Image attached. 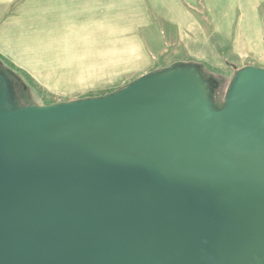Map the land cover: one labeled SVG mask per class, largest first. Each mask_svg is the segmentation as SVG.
<instances>
[{"label": "water", "instance_id": "1", "mask_svg": "<svg viewBox=\"0 0 264 264\" xmlns=\"http://www.w3.org/2000/svg\"><path fill=\"white\" fill-rule=\"evenodd\" d=\"M228 100L176 71L0 114V264H264V72Z\"/></svg>", "mask_w": 264, "mask_h": 264}, {"label": "rangeland", "instance_id": "2", "mask_svg": "<svg viewBox=\"0 0 264 264\" xmlns=\"http://www.w3.org/2000/svg\"><path fill=\"white\" fill-rule=\"evenodd\" d=\"M43 2L0 0V20L28 8L41 31L62 29L48 42L49 53L60 47L58 68L26 73L0 61V114L101 104L176 71L194 74L210 109L221 112L235 80L249 70L264 72V0H227L224 8L235 9L227 29L212 21L211 0H65L64 9ZM68 5L82 14L75 25L67 21ZM53 9L58 17H47Z\"/></svg>", "mask_w": 264, "mask_h": 264}, {"label": "crops", "instance_id": "3", "mask_svg": "<svg viewBox=\"0 0 264 264\" xmlns=\"http://www.w3.org/2000/svg\"><path fill=\"white\" fill-rule=\"evenodd\" d=\"M30 1H34V0H29L28 4H30ZM64 1L65 0H44L43 3H45L46 6L48 7L54 8L56 6L59 8L60 7L63 8V6L60 5L64 3ZM66 3H68V0H66ZM211 4L216 8V12L214 13V16H212V21L213 22L217 21L216 23L219 26H222L226 29L230 28V24L232 22L231 17L233 14H235V9L233 7L231 8L228 7V5L226 8H224V6L227 4V0H211ZM68 7L70 8V10L69 12H67L68 13L67 21L75 25L77 22V17H82V14L80 12L76 13V10L71 5H68ZM27 10L28 8H26L25 10H21L19 14L11 15V16L9 15L7 16L6 14L0 20V61L5 62L11 66H14L17 70L24 71L26 73H30L31 70L33 71L35 69L38 70L40 68L42 69V67H44L47 70V72L52 71L53 69L58 68V64H59L58 60H60V47H57L58 49L56 50V53L55 52L49 53L48 51L50 45L48 44V42L50 44L52 41L55 42L57 40L56 36L59 35L58 33H60L62 29L58 32L56 28L54 29L55 31L52 30V28H49L46 31V33L45 31H41L40 28L42 27L40 25L41 22L40 19L37 20L34 19L32 12L29 10V12L27 13ZM36 10H40V9H36ZM221 12L223 13L226 12V16H229L228 18H226L225 21H224V17L219 18ZM46 16L47 17L53 16L57 18L58 17L57 10L53 9V11H48V15ZM64 16L66 17V14H64ZM86 17L89 18L90 15ZM245 26L248 27L249 30L251 29L249 22H247ZM79 29H81V27H79ZM51 31L57 33H53ZM72 36L74 38V34ZM77 38L78 36L75 37L73 40L74 43H76L75 46L80 48L81 46ZM242 39L238 42V44H240V47L242 49L244 48V50L245 49L250 50L251 47L248 46V43L244 42V40ZM255 50L256 52L257 50L259 52V47L258 49L256 47ZM61 56H62L61 58L62 61L60 62H64L63 52ZM55 59H57V61ZM61 69L63 70L64 68Z\"/></svg>", "mask_w": 264, "mask_h": 264}, {"label": "bare ground", "instance_id": "4", "mask_svg": "<svg viewBox=\"0 0 264 264\" xmlns=\"http://www.w3.org/2000/svg\"><path fill=\"white\" fill-rule=\"evenodd\" d=\"M77 11H78V10H77ZM65 14H66V13H65ZM74 14H75V13H74ZM72 22H74V21H72ZM79 27H80V26H79ZM53 30H54V29H53ZM54 31H55V30H54ZM51 32H53V31H51ZM41 33H42V32H41ZM45 33H46V32H45ZM45 33H44V34H45ZM51 36H52V35H51ZM43 38H44V37H43ZM41 46H42V45H41ZM46 50H47V49H46ZM257 52H258V50H257ZM27 56H28V55H27ZM46 58H47V57H46ZM32 59H33V58H32ZM24 60H25V59H24ZM48 62H49V61H48ZM43 65H44V64H43ZM49 66H50V65H49ZM49 66H48V67H49ZM77 71H78V70H77ZM60 80H61V79H60ZM230 103H231V99L228 100V106H229V107H230ZM229 107H228V110H229ZM40 110H42V109H40ZM228 110L225 112V114H227ZM193 130H194L193 128H190V131L193 132Z\"/></svg>", "mask_w": 264, "mask_h": 264}, {"label": "trees", "instance_id": "5", "mask_svg": "<svg viewBox=\"0 0 264 264\" xmlns=\"http://www.w3.org/2000/svg\"><path fill=\"white\" fill-rule=\"evenodd\" d=\"M20 71V70H19Z\"/></svg>", "mask_w": 264, "mask_h": 264}]
</instances>
